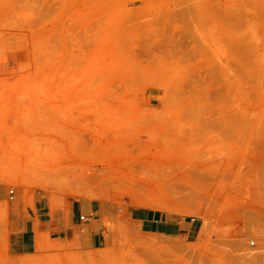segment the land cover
<instances>
[{"label":"rangeland","instance_id":"1","mask_svg":"<svg viewBox=\"0 0 264 264\" xmlns=\"http://www.w3.org/2000/svg\"><path fill=\"white\" fill-rule=\"evenodd\" d=\"M0 185L107 214L0 264H264V0H0Z\"/></svg>","mask_w":264,"mask_h":264},{"label":"crops","instance_id":"2","mask_svg":"<svg viewBox=\"0 0 264 264\" xmlns=\"http://www.w3.org/2000/svg\"><path fill=\"white\" fill-rule=\"evenodd\" d=\"M4 203H7V215L0 226V234L5 237L7 250L12 255L35 253L47 245L60 243L63 238L89 241L90 245L98 246L107 237L103 230L107 216L105 202L75 199L68 202L72 204L65 211L53 207L50 199L36 192L31 196L24 190H14L11 197L0 185V207ZM137 212L138 218L149 222L146 224L160 225L159 228L166 231L158 211L139 209Z\"/></svg>","mask_w":264,"mask_h":264},{"label":"built area","instance_id":"3","mask_svg":"<svg viewBox=\"0 0 264 264\" xmlns=\"http://www.w3.org/2000/svg\"><path fill=\"white\" fill-rule=\"evenodd\" d=\"M13 193H14V189L12 188V189H10V195H11V197L13 196ZM81 218H84V216H81Z\"/></svg>","mask_w":264,"mask_h":264},{"label":"trees","instance_id":"4","mask_svg":"<svg viewBox=\"0 0 264 264\" xmlns=\"http://www.w3.org/2000/svg\"><path fill=\"white\" fill-rule=\"evenodd\" d=\"M161 231H163V229H160Z\"/></svg>","mask_w":264,"mask_h":264}]
</instances>
